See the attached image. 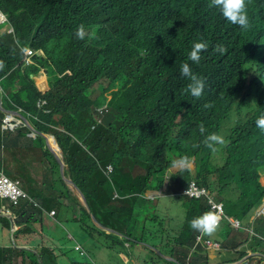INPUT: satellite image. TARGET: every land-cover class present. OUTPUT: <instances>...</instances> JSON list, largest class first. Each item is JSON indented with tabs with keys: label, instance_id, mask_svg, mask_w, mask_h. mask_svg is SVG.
<instances>
[{
	"label": "clouds",
	"instance_id": "9594fccd",
	"mask_svg": "<svg viewBox=\"0 0 264 264\" xmlns=\"http://www.w3.org/2000/svg\"><path fill=\"white\" fill-rule=\"evenodd\" d=\"M104 3L98 28L115 62L93 88L80 63L59 68L24 47L0 4V264H264V0ZM173 23L195 34L176 71L149 45ZM129 71L177 99V124L192 116L195 130L148 113L137 130L125 114ZM88 88L91 129L109 130L121 160L102 163L77 135L85 126H70ZM120 116L116 135L109 122ZM56 133L94 157L90 188L74 180Z\"/></svg>",
	"mask_w": 264,
	"mask_h": 264
},
{
	"label": "trees",
	"instance_id": "16d2710c",
	"mask_svg": "<svg viewBox=\"0 0 264 264\" xmlns=\"http://www.w3.org/2000/svg\"><path fill=\"white\" fill-rule=\"evenodd\" d=\"M131 0H123L128 5ZM3 9L11 16L18 32L20 43L26 47L29 42L34 48H42L50 56L53 63L59 68L66 62L81 64L86 75V82L93 88L95 81L101 77L111 74L114 59H109L106 52L108 45L103 41L98 24L107 20L104 0H0ZM181 6H184L182 4ZM179 13L184 16L188 12L182 7ZM83 25L84 29L90 28L92 36L89 39H79L76 35L77 29ZM184 32L178 23H173L171 30L162 34L160 38H154L149 45L158 53L161 61L170 70L176 71L184 52L192 43L188 34ZM78 43V46L76 44ZM131 79L129 84L136 90V95L126 105L125 114L134 124L137 130H142L139 122L144 114L169 124L175 123L178 131L190 128L192 131L197 127V119L190 116L178 123L182 107L175 98H165L148 88L145 83L137 79L134 71H129ZM239 81L237 75L230 74V82ZM55 98V94H50ZM159 98V100H158ZM157 101L160 108L155 106H144L147 101ZM90 88L86 90L79 99L78 105L72 112L68 121L71 127L79 122L84 129L79 128L77 135L84 139L90 152L102 163L121 160L123 155L116 148L110 137L109 130L101 125L97 129H91L94 117L90 113L89 106L92 104ZM135 120V121H133ZM127 119L123 116L111 117L109 122L110 131L118 135L119 130L127 125ZM79 126V125H78ZM60 147L63 150L65 162L71 169L72 176L83 189L90 188L86 173L90 166H95L96 161L87 151L78 149L76 142L62 133H56ZM54 166H57L54 161ZM73 205L76 199H71ZM118 212L108 211L106 216L115 222ZM227 233V228L222 227L220 236Z\"/></svg>",
	"mask_w": 264,
	"mask_h": 264
},
{
	"label": "rangeland",
	"instance_id": "374dc122",
	"mask_svg": "<svg viewBox=\"0 0 264 264\" xmlns=\"http://www.w3.org/2000/svg\"><path fill=\"white\" fill-rule=\"evenodd\" d=\"M35 158H36L39 162H42V158H43L42 153H36ZM38 168H39V170H40V166H38ZM0 238H1V236H0Z\"/></svg>",
	"mask_w": 264,
	"mask_h": 264
}]
</instances>
